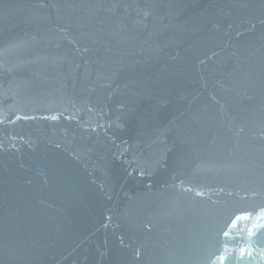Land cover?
Wrapping results in <instances>:
<instances>
[{"label":"water","instance_id":"water-1","mask_svg":"<svg viewBox=\"0 0 264 264\" xmlns=\"http://www.w3.org/2000/svg\"><path fill=\"white\" fill-rule=\"evenodd\" d=\"M0 264H264V0H0Z\"/></svg>","mask_w":264,"mask_h":264}]
</instances>
